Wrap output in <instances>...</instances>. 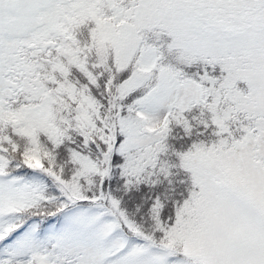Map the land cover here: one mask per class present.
<instances>
[{
  "label": "snow or ice",
  "instance_id": "snow-or-ice-1",
  "mask_svg": "<svg viewBox=\"0 0 264 264\" xmlns=\"http://www.w3.org/2000/svg\"><path fill=\"white\" fill-rule=\"evenodd\" d=\"M0 264H264V0H0Z\"/></svg>",
  "mask_w": 264,
  "mask_h": 264
}]
</instances>
